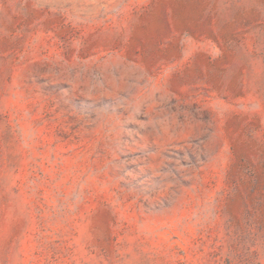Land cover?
I'll use <instances>...</instances> for the list:
<instances>
[{
    "label": "rangeland",
    "instance_id": "1",
    "mask_svg": "<svg viewBox=\"0 0 264 264\" xmlns=\"http://www.w3.org/2000/svg\"><path fill=\"white\" fill-rule=\"evenodd\" d=\"M0 264H264V0H0Z\"/></svg>",
    "mask_w": 264,
    "mask_h": 264
}]
</instances>
